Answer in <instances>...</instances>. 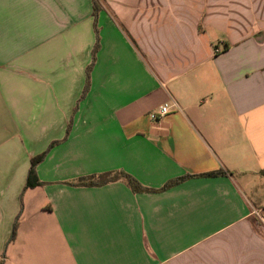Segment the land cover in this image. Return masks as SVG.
Instances as JSON below:
<instances>
[{
  "label": "crops",
  "instance_id": "1",
  "mask_svg": "<svg viewBox=\"0 0 264 264\" xmlns=\"http://www.w3.org/2000/svg\"><path fill=\"white\" fill-rule=\"evenodd\" d=\"M94 1L0 0V261L264 264V0Z\"/></svg>",
  "mask_w": 264,
  "mask_h": 264
},
{
  "label": "trees",
  "instance_id": "2",
  "mask_svg": "<svg viewBox=\"0 0 264 264\" xmlns=\"http://www.w3.org/2000/svg\"><path fill=\"white\" fill-rule=\"evenodd\" d=\"M98 1L99 0L94 1V15H96V16L98 15V13L101 9ZM96 30H97V34H98L97 35L98 36L97 37V43H96L94 50H93L92 63L87 69V81H86V86L84 88L81 100H84L86 98V96L88 95V92L90 89V75H91L92 70L95 67V64L97 61V54H98L99 49H100V37H99V30L97 28V24H96ZM71 128H72V125L70 124L68 127V130H67L66 138L63 141L54 142L49 147L47 152H45L43 155L39 156L38 158H35L32 160L31 168L29 170L28 177H27V183H26V186H25L23 193L21 195V211H20L18 217L16 218V220L14 222L13 231H12V235L10 237L9 243L14 242L17 238L18 229H19V219H20L22 211H23V194H24V192L29 188H35V187L40 186L42 184L37 177L36 168H37L38 164L44 160V158L46 157L48 152L55 145L67 140V138L70 134ZM218 174H221V173L207 174L205 176H212V175H218ZM189 177L190 176H186L183 179L173 180V181L169 182L168 184H166L161 190L168 189V188L188 179ZM118 179H123L127 183V185L132 189L133 192H136V193L148 192V191L156 192V190L145 188L137 179H135L131 175L124 173V172L107 173V174H101V175H94L91 177H85V178L79 179L77 182L70 183V185L71 186H79V187H93V186L105 185L107 183L117 181ZM0 264H5V263L0 261Z\"/></svg>",
  "mask_w": 264,
  "mask_h": 264
},
{
  "label": "built area",
  "instance_id": "3",
  "mask_svg": "<svg viewBox=\"0 0 264 264\" xmlns=\"http://www.w3.org/2000/svg\"><path fill=\"white\" fill-rule=\"evenodd\" d=\"M174 105H175V107L178 108L176 103ZM169 112H170V105L165 104V105L160 107L159 112L157 114H152L151 117H152V119H160V118H163L164 116H166Z\"/></svg>",
  "mask_w": 264,
  "mask_h": 264
}]
</instances>
